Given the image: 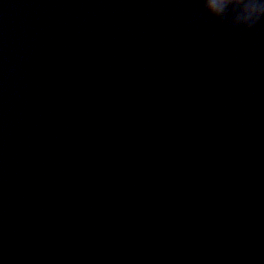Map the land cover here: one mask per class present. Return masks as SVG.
Wrapping results in <instances>:
<instances>
[{"label":"water","instance_id":"95a60500","mask_svg":"<svg viewBox=\"0 0 264 264\" xmlns=\"http://www.w3.org/2000/svg\"><path fill=\"white\" fill-rule=\"evenodd\" d=\"M202 5L0 0L3 264H264V25Z\"/></svg>","mask_w":264,"mask_h":264},{"label":"clouds","instance_id":"9594fccd","mask_svg":"<svg viewBox=\"0 0 264 264\" xmlns=\"http://www.w3.org/2000/svg\"><path fill=\"white\" fill-rule=\"evenodd\" d=\"M202 6L207 16L229 31L252 32L264 25V0H203ZM203 22L200 15L193 14L187 27L198 31Z\"/></svg>","mask_w":264,"mask_h":264}]
</instances>
